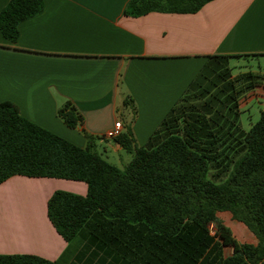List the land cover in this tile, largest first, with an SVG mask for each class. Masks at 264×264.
I'll list each match as a JSON object with an SVG mask.
<instances>
[{
  "label": "trees",
  "instance_id": "trees-1",
  "mask_svg": "<svg viewBox=\"0 0 264 264\" xmlns=\"http://www.w3.org/2000/svg\"><path fill=\"white\" fill-rule=\"evenodd\" d=\"M213 0H131L124 14H194ZM43 0H9L0 33L14 43L19 25ZM213 55L169 109L144 146L127 125L115 139L132 155L122 169L91 150L23 118L0 103V184L14 176L82 182L84 196L56 191L47 217L70 245L121 264H264V109L246 131L240 124L231 59ZM57 116L70 129L80 116L69 104ZM229 212L254 235L239 243L217 218ZM213 230H210V224ZM0 264H56L31 255H0Z\"/></svg>",
  "mask_w": 264,
  "mask_h": 264
},
{
  "label": "crops",
  "instance_id": "crops-1",
  "mask_svg": "<svg viewBox=\"0 0 264 264\" xmlns=\"http://www.w3.org/2000/svg\"><path fill=\"white\" fill-rule=\"evenodd\" d=\"M129 1L43 0L42 12L20 23L14 43L0 33V103H12L23 118L77 147L86 148L89 136L92 151L122 158L126 151L104 137L115 122L122 132L129 125L144 146L207 57L246 56L230 66L247 131L264 109V0H213L194 14L136 18L124 14ZM8 2L0 0V11ZM65 104L80 116L75 129L57 116ZM56 191L84 196L87 187L22 176L0 184V255L121 264L57 234L47 217ZM238 228L256 244L245 226Z\"/></svg>",
  "mask_w": 264,
  "mask_h": 264
},
{
  "label": "rangeland",
  "instance_id": "rangeland-1",
  "mask_svg": "<svg viewBox=\"0 0 264 264\" xmlns=\"http://www.w3.org/2000/svg\"><path fill=\"white\" fill-rule=\"evenodd\" d=\"M233 68V67H231ZM256 119L258 120L259 115L255 116ZM98 153L100 156L103 157V159H105L108 163L116 166L119 169H122L125 165H127L129 163V161L131 160V156L126 153V152H122L120 154V156L122 158H119V155L114 154V153H109L107 155L102 153V150H98ZM227 213H221L218 215V219L222 222H224L225 224H228L229 227L231 228L230 230L232 231L233 236L235 237V239L239 242V243H246L248 242L247 237L244 236L243 233L239 234V228L238 227H243L244 225L237 222V221H233L230 217H226ZM229 216V215H228ZM241 224V225H240ZM210 230H213V224L211 223L209 226ZM74 242H78L77 240Z\"/></svg>",
  "mask_w": 264,
  "mask_h": 264
},
{
  "label": "built area",
  "instance_id": "built-area-1",
  "mask_svg": "<svg viewBox=\"0 0 264 264\" xmlns=\"http://www.w3.org/2000/svg\"><path fill=\"white\" fill-rule=\"evenodd\" d=\"M122 132V126H121V123L120 122H115L112 129L108 130L104 137L106 139H110V140H113V139H116Z\"/></svg>",
  "mask_w": 264,
  "mask_h": 264
}]
</instances>
